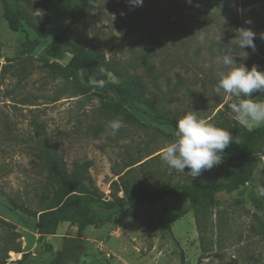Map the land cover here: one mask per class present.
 I'll return each instance as SVG.
<instances>
[{"label": "rangeland", "instance_id": "rangeland-1", "mask_svg": "<svg viewBox=\"0 0 264 264\" xmlns=\"http://www.w3.org/2000/svg\"><path fill=\"white\" fill-rule=\"evenodd\" d=\"M8 1L22 18L20 29L12 31L0 0V218L17 227L22 253H9L7 264H49L64 237L77 234L76 227L63 223L56 235L41 238L36 219L10 206L11 197L38 207L48 185L41 148L56 150L70 172L89 162L84 187L114 201L123 196L120 176L130 163H138L129 175L131 189L217 183L232 167L223 158L192 179L188 169L178 172L162 161L175 123L188 111L214 117L212 123L235 137L258 128L241 123L229 108L233 101L214 87L228 70L220 60L225 50L249 70L255 65L264 71V1L243 13L241 0H143L137 7L129 0H102L85 15L72 10L74 0ZM221 1L228 14L218 10ZM241 27L256 33L255 51L237 46L235 29ZM33 40L39 44L32 51L24 48ZM69 41L96 46L127 74L136 73L133 79L143 81L157 112L140 101L120 108L111 121L122 120L123 127L114 135L98 93L74 97V83L55 70V63L65 66L72 57ZM259 152L252 181L219 194L215 206L171 197L116 215L100 210L101 221L85 232L83 252L68 264H264V212L253 202L255 196L264 207V143ZM4 237L0 228V241Z\"/></svg>", "mask_w": 264, "mask_h": 264}, {"label": "trees", "instance_id": "trees-1", "mask_svg": "<svg viewBox=\"0 0 264 264\" xmlns=\"http://www.w3.org/2000/svg\"><path fill=\"white\" fill-rule=\"evenodd\" d=\"M100 1L102 0H74L72 10L85 15L95 10ZM263 1L241 0L242 12L248 13L255 10ZM3 2L4 15L9 28L12 31H18L21 26V11L13 8L8 0H3ZM224 6L226 5L222 1L219 2L218 10L228 14ZM38 44V40L27 41L24 48L32 51ZM51 48L53 45L50 46ZM69 52L72 57L67 65L62 66L55 63V70L59 77L74 83L76 90L74 97L85 96L93 91L98 93L105 123H109L120 108L139 101L157 112L150 99L145 97L146 87L143 81L135 82L133 79L136 73L132 76L127 74L126 67L124 68L118 61L107 59L98 47L79 41H69ZM148 71L152 74V67ZM113 76L119 81L113 80ZM100 82H103L102 86ZM110 97L111 101L108 100ZM257 97L264 99V95L258 93ZM222 104L220 103L218 107ZM213 118H207V120L211 122ZM98 128L101 131L102 125ZM263 143L264 126L236 136V143L225 149L224 154V159L232 167L223 170L222 179L217 183H158L156 185L150 183L131 189L129 175L138 163H130L125 166L124 172L126 173L123 176L118 173L123 196L117 197L114 201H106L98 195L91 194L84 187L90 181L88 170L91 165L89 162L75 164L74 170L70 172L66 163L58 157L56 150L49 147L41 148V168L47 173L48 185L39 198L38 207L34 209L11 197L8 201L13 209L36 219L35 229L41 238L56 235L63 223H69L78 228L76 235L68 234L64 237L62 248L56 252L49 263L68 264L77 260L83 252L85 232L101 221L100 210L116 215L126 207L156 203L171 197L179 201L198 199L215 206L219 194H231L252 181L260 161L259 150ZM0 195H3L1 189ZM253 202L258 209L264 212V207L257 197L253 196ZM0 228L5 231V237L0 241V264H7L9 253H22L18 243L22 236L15 225L2 218H0ZM23 258H27V254H24Z\"/></svg>", "mask_w": 264, "mask_h": 264}, {"label": "clouds", "instance_id": "clouds-1", "mask_svg": "<svg viewBox=\"0 0 264 264\" xmlns=\"http://www.w3.org/2000/svg\"><path fill=\"white\" fill-rule=\"evenodd\" d=\"M133 7L142 6L143 0H129ZM256 33L250 28L235 29L237 46L240 49L249 48L255 51ZM201 42L205 36H199ZM222 64L228 70L218 80L214 91L223 92L233 102L230 110L238 120L252 127L264 126V99L253 97V93H264V71H259L253 65L249 70L244 64L237 63L230 51L225 50L220 57ZM95 83V81H93ZM103 82H100L102 86ZM108 126L115 135L123 127L122 120L109 121ZM236 143V137L222 127L202 118L198 111H188L175 126L174 139L162 149V161L178 172H185L195 179L202 172L211 170L222 163L225 149ZM264 196V189L260 190Z\"/></svg>", "mask_w": 264, "mask_h": 264}, {"label": "water", "instance_id": "water-1", "mask_svg": "<svg viewBox=\"0 0 264 264\" xmlns=\"http://www.w3.org/2000/svg\"><path fill=\"white\" fill-rule=\"evenodd\" d=\"M76 230H77V232H78V228L76 227Z\"/></svg>", "mask_w": 264, "mask_h": 264}, {"label": "bare ground", "instance_id": "bare-ground-1", "mask_svg": "<svg viewBox=\"0 0 264 264\" xmlns=\"http://www.w3.org/2000/svg\"><path fill=\"white\" fill-rule=\"evenodd\" d=\"M12 255H15L14 253H12Z\"/></svg>", "mask_w": 264, "mask_h": 264}]
</instances>
